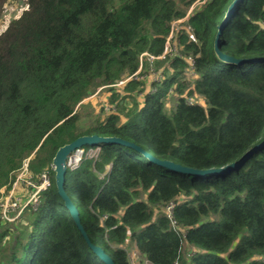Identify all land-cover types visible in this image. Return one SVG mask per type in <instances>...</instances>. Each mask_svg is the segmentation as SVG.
<instances>
[{
  "label": "trees",
  "instance_id": "16d2710c",
  "mask_svg": "<svg viewBox=\"0 0 264 264\" xmlns=\"http://www.w3.org/2000/svg\"><path fill=\"white\" fill-rule=\"evenodd\" d=\"M194 1L25 0L0 32V189L26 158L34 180L43 170L50 176L35 208L0 221V264H105L90 244L113 264H130L127 240L150 264H264V145L239 170L203 177L159 167L121 144L84 145L97 156L84 155L64 183L81 229L54 183L55 152L83 135L120 138L203 170L236 162L264 140V61L226 63L213 50L232 0H208L188 17L191 35L176 32L179 55L155 63L159 82L127 80L109 98L117 111L80 123V102L134 74L142 53L161 55L170 24ZM263 30L264 0H240L218 49L263 59ZM187 55L191 82L181 79L187 64L179 56Z\"/></svg>",
  "mask_w": 264,
  "mask_h": 264
},
{
  "label": "water",
  "instance_id": "95a60500",
  "mask_svg": "<svg viewBox=\"0 0 264 264\" xmlns=\"http://www.w3.org/2000/svg\"><path fill=\"white\" fill-rule=\"evenodd\" d=\"M239 1L240 0H232L231 1V3L228 5V7L226 9V12H225L222 20L220 21V23L217 27V31H216V34H215V37L213 40L214 53L219 60L226 62V63H232V64H242L244 62L264 61V58L263 59L235 58V57L230 56L228 54L222 53L218 49V44H219V39H220L222 29H223L224 25L226 24L227 20L232 15V12L234 11V9H235V7ZM101 142H106V143L110 142V143H116V144L124 145L128 148H131V149L138 151L139 153L143 154L150 162L156 164L159 167H162V168H165L167 170L174 171L177 173L194 175L197 177H203L206 175H222V176H224V175H227L229 173L235 172V171L239 170V168L254 153V151H256V149L258 147L264 145V140H263L259 144L254 145L250 150H248L238 161L233 162V163H231L225 167L203 170V169H195V168L187 167V166H184L181 164L174 163V162L169 161V160L157 159V158L153 157L152 155L146 153L143 149H141L136 144L122 140L120 138L102 137V136H98V135L80 136V137L76 138L75 140H73L72 142H70L68 144H64L61 147H59L57 149V151L55 152L54 157H53L52 162H51L53 172H54V183H55L57 192L62 197L65 208L71 213L76 224L78 225V227L80 229H81V227H80V224L78 221L75 206L70 201V198L66 194L65 189H64L65 175H66V171H67L66 159H67L68 155L70 153H72L75 149L81 148L84 145H94V144L101 143ZM87 242L89 243L88 240H87ZM90 246L93 249V251L96 253V255L105 264H113L110 257L105 255L100 248L94 247L91 244H90Z\"/></svg>",
  "mask_w": 264,
  "mask_h": 264
},
{
  "label": "built area",
  "instance_id": "2783aa9c",
  "mask_svg": "<svg viewBox=\"0 0 264 264\" xmlns=\"http://www.w3.org/2000/svg\"><path fill=\"white\" fill-rule=\"evenodd\" d=\"M207 1L208 0H195L190 6H192L195 3L204 4ZM184 19L186 22L188 19L187 14H185V16H183L182 18L174 20L170 24L169 34L171 32H173V30H171L172 25L176 21L180 22ZM188 28L190 29L189 26H188ZM176 32H177V30H176ZM169 34L165 40L164 52L159 56H152V55L147 53L148 58L150 60L159 59L160 57H163V58L166 57L165 56L166 55V46H167L166 42H167V39L169 38ZM176 42L178 43V41H176ZM143 54H146V52H144L140 55L139 60ZM176 54L179 55V53H176ZM184 57H186L185 60H186V64H187V67L184 70V72L188 75H187V78L183 77V79H186V80L191 82L193 77H194L193 58L189 55L184 56ZM141 65H142L141 61H139L140 68H141ZM138 69H139V67H138ZM136 72L134 74L128 76L127 78L119 80L116 83V85L117 86H120V85L123 86L127 80H129L131 78L137 79ZM184 72H183V76H184ZM140 78H145V75L141 76ZM146 79H147V77L144 80H146ZM160 80H161V74L158 73V74H156L154 79H152V82H159ZM150 81H151V79H150ZM192 99L193 98H191V100ZM94 149H95L94 153L93 152L90 153L89 150H91V148H89L86 151H84V149H82V148L75 149L72 153H70L68 155V157L66 159L67 169H69V170L76 169L80 163V160L82 159V157L84 155L89 157V158L96 157L98 154V148H94ZM28 162H29V158L24 159L22 161L21 167L14 173L12 181L7 186H4L0 189V221L1 222L14 223L15 221L19 220L26 208H28L29 206L34 207V208L36 207V205L38 203V198H39L40 192L42 190H44L45 188L50 186V176H49L48 170H43L39 174L37 180H34L30 171H29ZM51 167H52V165H51ZM170 211H171V205L167 206V208L165 210V214L171 220V224L174 227L175 223L171 218V212ZM145 262L147 264H150L147 260H145Z\"/></svg>",
  "mask_w": 264,
  "mask_h": 264
},
{
  "label": "rangeland",
  "instance_id": "374dc122",
  "mask_svg": "<svg viewBox=\"0 0 264 264\" xmlns=\"http://www.w3.org/2000/svg\"><path fill=\"white\" fill-rule=\"evenodd\" d=\"M201 5L202 4L195 3L192 6H189L185 12V14H187V17H189ZM25 8H26L25 0H7L6 4L4 3L3 10L0 14V32L6 28V26L12 19L18 17ZM180 29H182L188 35H191V30L186 25L185 19L180 22L176 21L171 28L173 32L169 34V38L167 39L166 42L167 44L166 55H165L166 57L167 56L171 57L173 55H176V53H179L180 46L176 42V30L178 31ZM179 57H181L183 61H185L186 63L185 60L186 57L184 56H179ZM163 59L165 58L160 57L159 59L156 60H150L148 58L147 53L143 54L139 60L141 61L142 64L141 68L139 66V69L136 72L137 80L150 81L151 79L152 82V79H154L156 74H158L161 70V65L157 66L155 63L157 61L161 62L163 61ZM143 75H145V78L147 77L146 80H144L145 78H140ZM187 75L188 74L184 72V76H182L181 79H183V77L187 78ZM109 88H114V90L111 91L109 90ZM149 88L150 87H147L146 91ZM149 90L152 91L153 89L152 90L149 89ZM114 92L120 95L123 94L124 93L123 86L121 85L117 86L116 84L112 86H103V85L97 86L89 96H87L85 99H83L80 102L81 105L75 108V111H78V114L80 115V123L86 124V120L90 117L91 114H95V113L100 114L102 110L106 114L110 111H117V108L115 107V102L110 103L109 101L110 96ZM142 99H143V93L136 95V100L138 101L139 105H141ZM192 101L194 103L195 102L203 103V101L197 97H194ZM174 103H175V99L168 97L167 106L171 107L172 105H174ZM89 151L90 153L91 152L94 153L95 149L91 148V150ZM125 249L127 251L130 264H147L143 259V257L137 252V249H135L133 243L129 242V240H127L125 243Z\"/></svg>",
  "mask_w": 264,
  "mask_h": 264
}]
</instances>
